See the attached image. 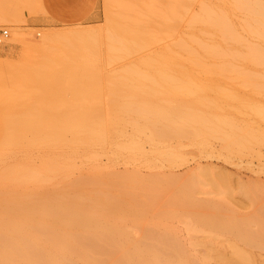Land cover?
Returning a JSON list of instances; mask_svg holds the SVG:
<instances>
[{
    "label": "bare ground",
    "instance_id": "obj_1",
    "mask_svg": "<svg viewBox=\"0 0 264 264\" xmlns=\"http://www.w3.org/2000/svg\"><path fill=\"white\" fill-rule=\"evenodd\" d=\"M144 1V10L159 16L158 19L161 17L164 19L166 15L165 12L157 13L156 7L161 6L160 4L170 5L167 11L172 15L173 4L169 3V0ZM224 5L214 10L205 4L200 13L189 19L192 25L202 26L203 32L219 38L220 43L212 42V45H209L197 40L196 36H193L194 38L190 36L187 42L180 41L174 46L178 51L186 53L189 61L201 72L210 71L217 77L240 80L257 96H264V0H230L229 6L227 5L229 11L232 9L244 16L242 27L244 32H242L249 39L254 40V43L237 34L230 24V14L228 15V9L225 10ZM109 17H107L109 19H107L109 23L107 28L111 32L105 43L106 56L109 60H119L137 54L145 47L146 41H150V39L145 41L144 38L148 31L145 32L146 34L143 32V35L137 28L132 31L129 25L126 29H130L131 32H128V29H121L116 21ZM144 29L143 31L147 28ZM61 33H47L45 40L59 43L64 52L63 56L67 59L74 55H80L85 59L76 67L60 66V71H65L69 67V73L76 75L86 69L87 58L93 57L94 62H97L96 42L88 37V32ZM90 36L92 37L91 34ZM204 59L215 61L214 65L211 63L214 67L207 66L208 64L205 65L207 68L204 67ZM172 60L174 64V57ZM169 63L171 66V62ZM46 67L47 65L43 68ZM166 67L169 68V64ZM161 69L150 77L134 67L125 68L116 75L115 79L111 77V80H121L123 84L120 82L121 85L117 86L121 91L128 89L129 86L125 83L128 81L180 80L169 74L168 69L167 72ZM180 77L187 80L186 76L185 79L182 75ZM117 89L114 88L115 91ZM150 90L156 92L154 87ZM254 107L252 113L256 114L260 123L264 124V105L258 104ZM119 110L123 114H132L135 119L143 122L145 129L135 130L137 127L135 126L134 132L143 133L147 130L150 140L146 141L151 143L152 140H155L154 143L156 140H163L165 143L166 139L173 138V140L178 138V143L180 138L190 141L201 137L207 140L215 136L219 138L218 135H221L219 139L223 141L224 149L240 153L239 151H245L247 146L251 145L250 142V145L247 144L248 137H253L248 138L254 140L253 143L259 144L264 141V131L262 134L256 133V136L252 133V136L248 134V136H239L235 134L233 124L230 123L231 126L229 122L226 123L225 119V122H220L218 119L201 115L194 109L180 106L166 108L158 104L141 103L122 106ZM69 122L61 118L44 123L37 116L30 115L24 121L12 120L9 125L13 129L19 124L23 126L20 132L25 134L28 132L32 138L29 146L47 144L55 148L63 147V144H67L64 136L68 133L71 135V142L76 144L88 138L89 141L94 142L93 135L98 136L96 131L92 130L93 125L83 124L78 128L77 121L73 122V126L69 125ZM222 126L231 127V132L223 133ZM11 131L9 132L12 134ZM136 147L132 146L130 149L136 151ZM170 155L172 154H167ZM164 159L169 171L177 166L172 156L171 160L167 157ZM199 166L195 163L194 168H187L188 170L180 175L168 172L142 178L124 172L125 175L117 174L114 180L108 181H101L98 178H78L60 189L33 191L23 200H0V264H209L208 258L218 261L216 264L222 260V263L227 261L224 262L225 264L229 262L255 264L257 261L253 260V256L255 255L254 259L262 257L256 252H264V181H254L253 184L247 185L249 187L247 189L244 187L246 185H243L246 191L240 189V192H243L241 193L243 196H248L247 200H242L243 205L240 203L245 209L240 208L242 211H238L233 205L234 202L232 203L234 196L226 177L221 173L210 172L206 169L207 166L204 168ZM28 168L30 167L19 166L13 170L9 168L10 171L6 170L7 176L15 182L33 184L45 179L41 178L40 173ZM113 191L116 193H112ZM163 208L165 210L158 217H153L155 210ZM157 219L185 220L186 233L205 235L203 238L205 248L196 244L190 235V239L187 238L188 236L185 239L174 228L161 225ZM219 243L227 244L228 249H232V253L228 250L230 257L226 255L224 249L215 250L214 247V250L211 249V245L219 247Z\"/></svg>",
    "mask_w": 264,
    "mask_h": 264
},
{
    "label": "rangeland",
    "instance_id": "obj_2",
    "mask_svg": "<svg viewBox=\"0 0 264 264\" xmlns=\"http://www.w3.org/2000/svg\"><path fill=\"white\" fill-rule=\"evenodd\" d=\"M144 2V0H99L100 16L98 22L73 27L47 26L45 28H33L28 22L29 18L39 14L37 0H15L14 7L11 3L6 4V0H4V4L0 3V7L5 6L3 12L14 10L11 20L0 21V31L6 30L8 32V38L0 46V173L1 171L4 172H2L3 175L0 174V200H23L26 195L33 191L60 189L78 178H98L101 181H108L114 180V176L123 175L124 172H130V174H136L142 178H146L148 175L167 174L168 172L180 175L189 168H194L195 163H198L199 167L207 166L210 169L207 167L206 169L210 172L221 173L225 176L227 182L232 185L229 184L234 196L233 205L238 211L245 209L240 205H243L242 200H247L248 195L243 196L240 189L242 191L244 187L249 188L248 186L254 181H264V141L259 144L253 143L254 140H249L253 137H248L247 144L250 145L251 143V145L247 146L245 151H239L240 153L224 149L223 141L221 142L219 139L221 135H218L219 138L217 136L206 138L207 140L201 137L190 141L180 138V147L178 138L175 140H173L174 138L168 139L170 141L166 139L165 143L163 140H156V143H154L155 140H152L151 143L147 142L150 140L147 130L146 132L141 130L143 133L134 132L136 128L145 129L141 120L135 119L136 117H133L132 114L119 112V108L122 106L141 103L158 104L166 108L180 106L185 109H194L197 113L209 118L212 117L215 120L218 119L220 122L226 121V123L229 122L228 124H233L236 135L252 136L254 134L256 136V133L262 134L264 124L260 123L256 114L252 112H254V105H264V96H257L250 87L244 86L240 80L217 77L205 68L204 70L209 73L201 72L189 61L186 53L178 51L175 47L180 41L187 42L189 38L195 36L197 40L205 44L220 43V41L218 42L219 38L217 39L213 35L212 38L210 33L209 36L207 32H203L202 26L199 24L192 25L189 19L191 16L200 13L205 4L216 10L224 4L228 5L230 0H169L168 2L173 4L172 15L168 12L170 5L160 4L161 6L157 5L156 7L157 13L165 12L167 19L162 17L158 19L159 16L144 10ZM227 5H224L225 10L228 9ZM228 11L230 24L237 34L254 43V40L249 39L243 33L244 16L232 9ZM0 12H2L1 8ZM109 16L123 30H127L130 25L132 31L138 29L142 34L148 31L146 32L147 35H143L145 41L149 39L150 41H146L145 45L143 44L145 47L142 51L119 60L107 58L105 43L111 32L108 29L109 23L107 21ZM126 27L128 28L126 29ZM142 28L147 29L143 31ZM73 31L88 32V37L96 42L95 57L97 62H94L93 57L87 58L86 69L76 75L69 73V67H76L85 58L74 55L67 59L63 56L64 52L59 43L45 40L47 33L60 34L62 32L61 34H67L74 33ZM190 47L193 48L191 45ZM173 57L175 59L174 64L172 63ZM210 61L204 59V67L208 64L207 66L211 65L210 67L213 68L216 62ZM169 62H171V66ZM161 64H165V67ZM168 64L169 68L166 67ZM45 65L47 67L43 68ZM65 65L69 67L65 71H60V66ZM131 67L150 77L158 69L163 68L166 72L168 69L169 74L180 80H167L166 82L134 80L125 82L129 86L125 91L124 89L122 91L120 88L117 89V86L122 83L121 80L111 79H115L121 70ZM180 74L184 79L186 76L187 80H183ZM171 83L173 84L171 85ZM170 86L173 87L170 88ZM153 87L156 92L150 90ZM114 88L117 90L115 91ZM30 115L37 116L44 123L63 118L70 121L69 125L71 126H73V122L77 121L78 128L83 124H90L94 126L95 130H92L96 131L98 136L93 135V140L90 139L94 142L89 141L88 138L81 140L80 144H76L71 142V135L68 133L64 136V141L68 145L63 144V147L55 148L47 144L29 146L32 141L31 135L28 132V134L20 132L23 127L20 124L15 126L14 130L9 122L12 120L24 121ZM225 127L222 126L223 133L231 132V127ZM10 130H12V134L9 132ZM93 131L92 133H94ZM15 137L18 140L15 141ZM83 137L85 138V136ZM176 140L177 142H175ZM132 146H137L136 151L131 150ZM140 150L141 152H138ZM167 154L172 155L167 156ZM163 155L169 160H171V156L172 159L174 156L173 160L177 166L169 171ZM161 157L164 159H162L163 161L159 159ZM24 165L30 167L29 170L40 173L41 178L45 179L33 184L31 182H15L7 176V169L10 171L9 168L13 170L19 166L25 167ZM243 185L248 186L243 187ZM112 193L116 192L113 191ZM235 199H238V203ZM164 210L165 208L155 210L153 217H158ZM157 221L161 225L174 228L185 239L191 237L194 242L196 241V244L205 248L206 244L203 239L205 235L186 233L185 220L157 219ZM219 244H216L219 247L213 246L214 244L210 247L211 249L214 247L215 250L216 248L224 249L226 255H229L228 250L230 252L232 250L230 246L228 249L227 244ZM256 254L262 255V257H255L254 259V255L253 260L262 264L264 252H256ZM231 256L233 255L231 254ZM256 258L258 259L256 260ZM208 259L209 264L218 262L212 258ZM222 261H219L218 264L227 262L222 263ZM231 264L233 263L231 262Z\"/></svg>",
    "mask_w": 264,
    "mask_h": 264
},
{
    "label": "crops",
    "instance_id": "obj_3",
    "mask_svg": "<svg viewBox=\"0 0 264 264\" xmlns=\"http://www.w3.org/2000/svg\"><path fill=\"white\" fill-rule=\"evenodd\" d=\"M14 2L15 0H6V4L11 3L12 6ZM0 3L4 4V0H0ZM3 7H0V21L11 20L14 10L3 12ZM37 7L39 14L28 19L33 28L94 24L100 16L99 0H37Z\"/></svg>",
    "mask_w": 264,
    "mask_h": 264
},
{
    "label": "built area",
    "instance_id": "obj_4",
    "mask_svg": "<svg viewBox=\"0 0 264 264\" xmlns=\"http://www.w3.org/2000/svg\"><path fill=\"white\" fill-rule=\"evenodd\" d=\"M8 38V32L6 30L0 31V46L4 44V41Z\"/></svg>",
    "mask_w": 264,
    "mask_h": 264
}]
</instances>
